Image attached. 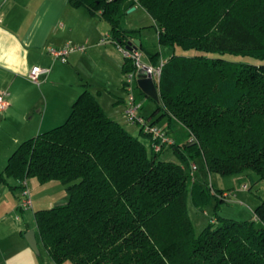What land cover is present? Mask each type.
<instances>
[{"label": "trees", "instance_id": "trees-1", "mask_svg": "<svg viewBox=\"0 0 264 264\" xmlns=\"http://www.w3.org/2000/svg\"><path fill=\"white\" fill-rule=\"evenodd\" d=\"M69 1L100 13L110 24L106 36L124 46L135 47L138 31L123 24L128 8L138 3L152 15L159 38L150 60L157 64L164 47L173 52L148 117L165 119L175 140L156 151L150 133L133 134L88 87L63 123L22 140L0 183L57 179L69 194L66 203L34 211L53 259L42 264H264V200L255 218L218 215L199 233L188 211L189 199L200 209L226 200L224 188L192 172L200 160L207 172L264 178V0ZM178 46L199 52L176 53ZM124 62L123 74L135 69L131 58ZM169 146L178 160L160 157Z\"/></svg>", "mask_w": 264, "mask_h": 264}, {"label": "crops", "instance_id": "crops-1", "mask_svg": "<svg viewBox=\"0 0 264 264\" xmlns=\"http://www.w3.org/2000/svg\"><path fill=\"white\" fill-rule=\"evenodd\" d=\"M134 7L145 10L138 3ZM146 22L155 25L151 14ZM123 24L138 29L135 39L143 42L138 48L144 51L143 59L152 63L150 55L158 39L155 42L143 33L145 23L124 18ZM109 30L110 24L100 13L69 0H0V91L8 88L11 93L7 108L0 112V171L22 140L63 123L85 87L92 90L106 113L133 130L124 113L126 99L121 86L125 57L116 42L101 41ZM67 42L84 44L85 49L71 51L63 61L49 51V46L60 48ZM34 65L48 69L39 74L38 83L29 78ZM136 94L145 107L149 96L140 86ZM144 107L142 112L151 117L154 107ZM38 181L31 178L29 188L32 184L38 189ZM8 182V186L0 185V264H42L26 237L27 231L34 229L38 242L37 227L18 215L20 212L24 218L25 212L29 214L19 204L21 187H12L21 182L13 185L10 177ZM38 192L37 199L42 191Z\"/></svg>", "mask_w": 264, "mask_h": 264}, {"label": "rangeland", "instance_id": "rangeland-1", "mask_svg": "<svg viewBox=\"0 0 264 264\" xmlns=\"http://www.w3.org/2000/svg\"><path fill=\"white\" fill-rule=\"evenodd\" d=\"M128 11V10H127ZM127 17L125 16L124 18L126 21L130 22H140V23H145L146 26L143 28V33L149 38H152L155 40V42L158 39L157 35V29L155 25L150 22L147 23L148 21V16L149 14L146 12V10H143L142 8H137L136 10L128 11L126 13ZM123 18V19H124ZM153 42V41H152ZM152 49L155 47L151 44L150 46ZM142 51V58L145 56L143 53V49L141 48ZM173 52V48L171 47H164L162 49L161 55H169ZM182 53V54H193V53H198L199 50L195 48H190V49H184L180 46L177 47L176 53ZM146 53V52H145ZM227 56L233 57L235 59H245L248 61H254L255 58L250 57V56H244V55H235V54H228ZM122 75V81H121V86L123 87V80L125 78V74L121 73ZM122 95L125 97L127 96V93L124 89L122 88ZM140 95V94H139ZM147 103L145 104L144 109L148 110V108L154 107L156 108V101L151 99V98H145ZM127 101V100H126ZM153 109V110H154ZM153 111L150 112L149 115H151ZM129 124L133 130H130L132 133L135 135H138L140 133V130L138 128V125L130 122ZM159 124L166 125L167 123L163 120L158 121ZM176 132L175 129L171 131V133ZM144 140L148 144V148H150V140L148 137L143 136ZM160 157L162 159H175L178 160L174 150L172 147L166 148L165 151H163L160 154ZM200 163V165H199ZM196 162V165L198 166L197 169H193L192 167V172L198 171L197 173L201 174L204 176V178L210 182L211 184L214 185L216 188H224L227 192L230 193V196L232 197V200H223L220 203V206L216 208V199H213L209 205L205 207V209H200L196 208L191 199L188 200V211L190 213V217L192 219L193 224L195 225V230L196 233H199L206 225L211 222L212 219L217 217L218 215L227 216L231 218H240V219H249V218H255V213L254 209L255 207L261 203L262 200H264V178H260V180L253 182L251 180V177L248 174V171H240V172H234L231 174H220L218 172H207L205 168L202 167L203 162L201 160ZM200 170V171H199ZM33 178L34 180L38 181L37 177L35 176H30L28 178V181ZM11 183L14 185L15 183L17 184V180L13 177H10ZM8 182V181H7ZM3 182L0 183V185H10L9 182ZM38 189L33 188L32 184L30 187V194L32 195V207H26L24 208L25 211H29V214H26V212L23 214V216L18 213V215L21 217L22 220H26L27 222H30L32 226L37 227L36 225V219H34V211L37 209L45 208V207H51L55 206L57 204H62L66 203L69 200V194L66 191V186L64 183H62L60 180H49L47 182L40 183L38 181ZM245 184H248L247 188H245ZM42 187V186H44ZM44 188V189H42ZM39 190L41 196L37 199L36 194H39ZM20 203V200H19ZM15 219V216L13 217ZM26 227H24L25 229ZM38 244H39V252H36V256L41 259L42 263H51L53 262L52 257L49 255L48 251L46 250L45 245L42 243L41 238H38ZM61 264H74L71 259H66L64 260Z\"/></svg>", "mask_w": 264, "mask_h": 264}, {"label": "built area", "instance_id": "built-area-1", "mask_svg": "<svg viewBox=\"0 0 264 264\" xmlns=\"http://www.w3.org/2000/svg\"><path fill=\"white\" fill-rule=\"evenodd\" d=\"M110 40L107 36H102L101 41H107ZM119 49H121L124 57H129L134 61L135 63V69L129 70L125 74V78L123 80V87L127 93L126 96V105L124 108V113L126 116L127 121L130 123H134L136 125H139L143 130L150 133L151 137L154 139L152 147L156 151L162 150L164 145H169V143L174 142V137L171 136L169 132L158 123H153L150 118L142 112V108L144 105V102L142 99H139V97L136 94L137 86V77H138V71L140 68L145 69V73L150 75L156 84V86L159 89V82L162 75V67L165 64V59L160 58L159 62L157 64L150 63L148 61H145L142 58V51L141 48L132 47L128 48L127 46L118 44ZM75 49L78 50H84L85 45L80 43H72L67 42L62 47L57 48L54 46H49V51L55 55V57L63 60L67 59V56L71 51H74ZM48 71L47 68L40 66V65H34L30 72H29V78L32 79L35 82H39V74L41 72ZM10 90L8 88L1 89L0 91V112L7 108L9 104V96H10ZM191 141L194 140V137L192 136L190 138ZM197 165L196 163L193 164V169H196ZM22 183L21 190H20V207L26 208V207H32V195L30 194V188L28 185L27 178H24L20 181ZM248 184H245V188H247ZM222 197H224L226 200H232V197L230 196V193L226 190L222 192Z\"/></svg>", "mask_w": 264, "mask_h": 264}, {"label": "water", "instance_id": "water-1", "mask_svg": "<svg viewBox=\"0 0 264 264\" xmlns=\"http://www.w3.org/2000/svg\"><path fill=\"white\" fill-rule=\"evenodd\" d=\"M135 7L132 6L128 8V11H132ZM135 46L139 47V39H134ZM128 48H132V42H129L126 45ZM137 84L140 86V88L144 91L145 94H147L151 98H155L157 101L160 100L159 98V89L156 86L154 79L145 73L144 68H140L138 71V77H137ZM27 240L29 242V245L33 248V250H36V252H39V244L37 242L36 232L34 229L28 230L26 233Z\"/></svg>", "mask_w": 264, "mask_h": 264}, {"label": "bare ground", "instance_id": "bare-ground-1", "mask_svg": "<svg viewBox=\"0 0 264 264\" xmlns=\"http://www.w3.org/2000/svg\"><path fill=\"white\" fill-rule=\"evenodd\" d=\"M136 47V46H135ZM138 48V47H137Z\"/></svg>", "mask_w": 264, "mask_h": 264}]
</instances>
